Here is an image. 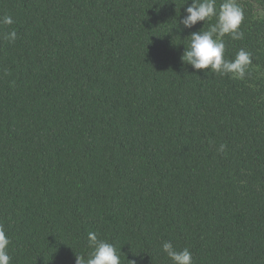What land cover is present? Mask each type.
<instances>
[{
    "label": "trees",
    "instance_id": "16d2710c",
    "mask_svg": "<svg viewBox=\"0 0 264 264\" xmlns=\"http://www.w3.org/2000/svg\"><path fill=\"white\" fill-rule=\"evenodd\" d=\"M191 2L0 0L10 264H75L88 232L121 264H172L165 241L193 264H264V6L238 0L244 38H223L224 58L251 53L240 80L181 60L215 22L183 29Z\"/></svg>",
    "mask_w": 264,
    "mask_h": 264
},
{
    "label": "clouds",
    "instance_id": "9594fccd",
    "mask_svg": "<svg viewBox=\"0 0 264 264\" xmlns=\"http://www.w3.org/2000/svg\"><path fill=\"white\" fill-rule=\"evenodd\" d=\"M187 0H185V3ZM184 3V4H185ZM258 8L264 6V0H257ZM185 15L179 20L183 29H190L197 22L212 21L205 31L192 32L188 37L190 40L184 47L181 60L190 65L194 70L212 71L221 76L229 75L235 79L243 80L248 67L251 65V53L240 49L233 60L224 58V37L229 36L231 40H242L244 33L240 25L244 20L245 10L238 0H192L185 8ZM13 20L10 16L0 18V24L11 25ZM177 23V22H176ZM17 37L15 29L9 31L5 38L14 42ZM225 145L221 144L217 151L222 152ZM88 247L91 249L85 255L75 254V264H121L120 255L116 247L100 239L95 232L87 233ZM8 239L3 226H0V264H10L8 254ZM162 251L166 254L172 264H193L192 254L187 249L177 250L170 241L162 244ZM128 264H136L135 260H128Z\"/></svg>",
    "mask_w": 264,
    "mask_h": 264
}]
</instances>
